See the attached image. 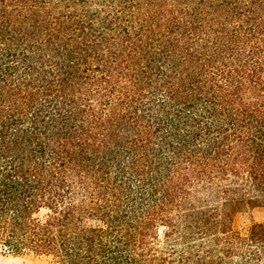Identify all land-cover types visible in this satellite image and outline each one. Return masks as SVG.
<instances>
[{"label":"trees","instance_id":"obj_1","mask_svg":"<svg viewBox=\"0 0 264 264\" xmlns=\"http://www.w3.org/2000/svg\"><path fill=\"white\" fill-rule=\"evenodd\" d=\"M264 0H0V250L51 264H264Z\"/></svg>","mask_w":264,"mask_h":264},{"label":"rangeland","instance_id":"obj_2","mask_svg":"<svg viewBox=\"0 0 264 264\" xmlns=\"http://www.w3.org/2000/svg\"><path fill=\"white\" fill-rule=\"evenodd\" d=\"M253 223L264 226V210L256 209L241 214L236 219V226L239 230H247ZM0 264H51L45 258H36L31 255L13 256L0 250Z\"/></svg>","mask_w":264,"mask_h":264}]
</instances>
